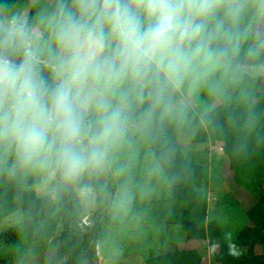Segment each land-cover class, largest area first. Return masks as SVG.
<instances>
[{
	"label": "clouds",
	"instance_id": "9594fccd",
	"mask_svg": "<svg viewBox=\"0 0 264 264\" xmlns=\"http://www.w3.org/2000/svg\"><path fill=\"white\" fill-rule=\"evenodd\" d=\"M205 134L264 146V0H0V183L132 227Z\"/></svg>",
	"mask_w": 264,
	"mask_h": 264
},
{
	"label": "trees",
	"instance_id": "16d2710c",
	"mask_svg": "<svg viewBox=\"0 0 264 264\" xmlns=\"http://www.w3.org/2000/svg\"><path fill=\"white\" fill-rule=\"evenodd\" d=\"M193 142L209 143L220 149L228 161L233 180L254 198L246 210L248 222L231 241H224L218 222L207 218L208 199L204 193V166L183 156L178 168L179 180L166 196L153 201L140 223L181 225L192 247H178L154 254L145 264H264V146L237 154L227 138L202 135ZM20 210L28 245H45L48 228L60 225L57 234V258L69 256L72 264L98 261L97 240L101 222L98 211L91 214V226L85 234L79 221L83 208L71 199L51 201L38 196L35 189L0 183V219ZM18 238L13 227L0 232V245H12ZM210 249V250H209ZM0 264H9L0 252Z\"/></svg>",
	"mask_w": 264,
	"mask_h": 264
},
{
	"label": "rangeland",
	"instance_id": "374dc122",
	"mask_svg": "<svg viewBox=\"0 0 264 264\" xmlns=\"http://www.w3.org/2000/svg\"><path fill=\"white\" fill-rule=\"evenodd\" d=\"M185 158L204 166V193L208 199L207 218L218 222L224 241L233 240L248 222L246 210L254 202L253 195L233 180L226 156L209 143L192 142ZM35 191L38 196H43L38 190ZM97 211L101 229L95 249L97 255H101V264H145V259L154 254H160L175 246L194 245V241L186 240L181 225L139 223L127 228H112L101 211ZM92 213L83 208L79 227L84 234L91 226ZM11 227L17 230L16 242L10 246L0 245V252L9 264L62 263L60 259H56L57 234L61 228L59 224L47 229L49 241L45 245L27 244L20 210L0 219V232ZM209 259L208 253L204 256V263L212 264ZM89 264L99 263L91 260Z\"/></svg>",
	"mask_w": 264,
	"mask_h": 264
},
{
	"label": "flooded vegetation",
	"instance_id": "af4514ba",
	"mask_svg": "<svg viewBox=\"0 0 264 264\" xmlns=\"http://www.w3.org/2000/svg\"><path fill=\"white\" fill-rule=\"evenodd\" d=\"M60 261H62V263L61 264H72L71 263V261H70V258H69V256H62L61 258H60ZM98 262V261H97Z\"/></svg>",
	"mask_w": 264,
	"mask_h": 264
},
{
	"label": "crops",
	"instance_id": "0c3cea01",
	"mask_svg": "<svg viewBox=\"0 0 264 264\" xmlns=\"http://www.w3.org/2000/svg\"><path fill=\"white\" fill-rule=\"evenodd\" d=\"M98 255H99V261H98V263L101 264V261H100V259L102 260L101 255L99 253H98Z\"/></svg>",
	"mask_w": 264,
	"mask_h": 264
}]
</instances>
